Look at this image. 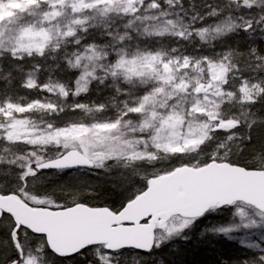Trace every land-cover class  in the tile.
Here are the masks:
<instances>
[{"label":"snow or ice","instance_id":"6c2138e0","mask_svg":"<svg viewBox=\"0 0 264 264\" xmlns=\"http://www.w3.org/2000/svg\"><path fill=\"white\" fill-rule=\"evenodd\" d=\"M198 229L264 264V0H0V264H186Z\"/></svg>","mask_w":264,"mask_h":264},{"label":"trees","instance_id":"16d2710c","mask_svg":"<svg viewBox=\"0 0 264 264\" xmlns=\"http://www.w3.org/2000/svg\"><path fill=\"white\" fill-rule=\"evenodd\" d=\"M111 199H115V196L112 195ZM220 243H209L201 242L195 244L191 247L189 252H186L187 259L186 264H214L215 258H217L220 253L233 254L236 251V245L228 246L223 242Z\"/></svg>","mask_w":264,"mask_h":264},{"label":"rangeland","instance_id":"374dc122","mask_svg":"<svg viewBox=\"0 0 264 264\" xmlns=\"http://www.w3.org/2000/svg\"><path fill=\"white\" fill-rule=\"evenodd\" d=\"M204 223H208V222L205 221ZM202 228H203V225H201V229ZM199 231L200 230L198 229L195 233L190 234L191 235V240L189 242L178 241L176 244L170 246L169 248H166L164 250V253H168V254L172 255L173 251L179 250L181 247L187 246V244L190 243L191 241L201 242L202 238L199 236ZM208 240H210L211 242H209V243H212V244H215L217 242V238L216 237H213L211 234H208ZM204 242H208V241L206 240ZM223 242L225 244H227L228 246L236 245V242L235 241H224L223 240Z\"/></svg>","mask_w":264,"mask_h":264},{"label":"bare ground","instance_id":"6f19581e","mask_svg":"<svg viewBox=\"0 0 264 264\" xmlns=\"http://www.w3.org/2000/svg\"><path fill=\"white\" fill-rule=\"evenodd\" d=\"M198 243H201V242H198V241H191L190 243L187 244V246L185 247H181L179 250H176V251H173V252H180L185 260L187 259L186 257V252H189L191 247H193L195 244H198ZM217 243H220V242H217ZM169 259L172 258V255L168 254V253H164Z\"/></svg>","mask_w":264,"mask_h":264}]
</instances>
